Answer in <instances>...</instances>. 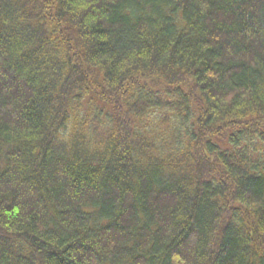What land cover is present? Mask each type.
I'll return each mask as SVG.
<instances>
[{"label": "trees", "instance_id": "trees-1", "mask_svg": "<svg viewBox=\"0 0 264 264\" xmlns=\"http://www.w3.org/2000/svg\"><path fill=\"white\" fill-rule=\"evenodd\" d=\"M0 264H264V0H0Z\"/></svg>", "mask_w": 264, "mask_h": 264}, {"label": "rangeland", "instance_id": "rangeland-1", "mask_svg": "<svg viewBox=\"0 0 264 264\" xmlns=\"http://www.w3.org/2000/svg\"><path fill=\"white\" fill-rule=\"evenodd\" d=\"M160 133L159 134H163V131H159Z\"/></svg>", "mask_w": 264, "mask_h": 264}]
</instances>
